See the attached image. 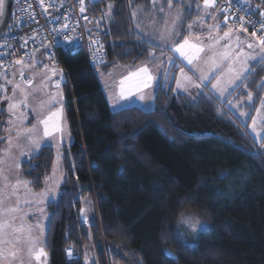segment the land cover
I'll return each instance as SVG.
<instances>
[{
	"label": "trees",
	"instance_id": "trees-1",
	"mask_svg": "<svg viewBox=\"0 0 264 264\" xmlns=\"http://www.w3.org/2000/svg\"><path fill=\"white\" fill-rule=\"evenodd\" d=\"M154 1H94L95 15L112 6L104 69L145 62L163 51L135 28L133 13ZM171 1L184 7V24L204 2ZM249 1L264 10V0ZM58 53L68 72L63 88L72 142L65 149L60 195L48 204L50 264H85L82 256L68 257L71 244L80 250L92 245L93 264H106L103 243L111 264H264V153L249 129L264 97V60L252 64L225 100L210 84L191 98L171 83L157 88L153 109L115 111L84 52L60 46ZM249 93L253 99L245 109L251 115L244 121L228 103ZM54 161L55 149L47 145L22 162L33 189L44 187ZM84 198L97 209L88 224L81 217ZM188 212L206 223L193 241L181 222Z\"/></svg>",
	"mask_w": 264,
	"mask_h": 264
},
{
	"label": "rangeland",
	"instance_id": "rangeland-1",
	"mask_svg": "<svg viewBox=\"0 0 264 264\" xmlns=\"http://www.w3.org/2000/svg\"><path fill=\"white\" fill-rule=\"evenodd\" d=\"M0 3L3 5V0H0ZM94 4V3H93ZM92 4V6H93ZM164 10V7L155 9L152 16L155 21L161 24L160 30H153L156 27L154 25L151 28H144L145 34H141L143 37L148 38L151 42L161 45L165 48H170L172 53H167L165 57L167 59L166 67L165 63L158 62L159 68H165V80L164 82L172 81L175 92H182L187 94L189 97H196L203 89L205 85L210 84V89L215 93L221 100H225L232 92L241 84L240 81H237L234 85L228 87L223 95L215 89L212 88V85L216 83L217 77H220L222 81L226 80L225 76H221V72L227 73L228 66L231 65V61H224L220 70L215 71L214 74L209 76V80L201 82L198 79L197 67L201 70H206L205 65L202 62H194V65H189L187 60L182 57L178 52H174L172 47L178 44H181L184 39L189 38L190 43H196L201 47H204V52L200 53L201 60H207L209 57L216 53L217 55L225 50L226 47H231L235 52H239L242 48L243 51L249 52L252 56L257 57L256 59H249L244 61V66L248 69L246 72L242 73L243 81L251 71V66L256 61H260L259 56L262 54L258 44L254 45L253 49H248L247 43H254L255 37H252L250 34L240 33V30H237L232 26L228 20H225V17L222 15V11L218 6V0H213L211 6L205 8L204 2L198 7V15L187 24L186 34L184 37L181 34V28H178L177 21L179 20L178 12L168 11L163 12L161 15L160 12ZM2 14H0L1 18ZM111 16V9H107L105 15L100 17L105 23L109 21ZM138 30L139 28L136 27ZM231 29L232 35L231 39H220L217 43V38L222 37L224 32ZM140 31V30H139ZM239 37V47L236 46L237 41L236 37ZM258 36V35H257ZM199 37V40L196 39ZM209 46H212L211 48ZM38 51L42 52L43 57H35L29 63H26L20 69H24L25 73L29 75L30 79H33V85L27 87L24 84H21V88L24 91L29 93V98L26 103L20 104V100L23 98V92L21 89H15V84L21 83V77L19 72L21 70H13L9 73H0V160L3 161L0 164V169L3 170V176H0V190L4 193V208L8 207H18L19 212L16 213L15 224L23 223L25 227H31V235L33 238H37L39 241V247H43L46 250V233L50 222L51 213L48 210L49 202L57 200L61 191V186L64 182V156L66 146L69 148L72 140V134L70 131V126L66 113L65 106V91L63 86L57 88L54 81L57 79L60 73V66L51 63L48 59L45 58L50 49L40 46ZM169 58H171V63H169ZM147 66L150 72V67L148 65H131L123 64L117 65L113 68L112 74L108 77L102 75L101 69H98L97 72L101 77L103 83L107 86L108 96L110 101L115 94V91L119 93L121 87V81L125 80L130 73L137 72L141 67ZM234 67L239 71L241 69V64L237 63ZM181 69L186 76L192 77L193 81L197 84H201V87H187V90L184 88H178L177 81L179 80L182 84L184 79L181 76ZM55 70V74H53ZM103 71V70H102ZM108 79V80H107ZM139 78H133L132 80H126L124 88L127 92L129 88L133 89V94L126 96V98H121L119 105H131L137 103L138 94L135 91L136 84ZM108 83V84H107ZM171 84V83H170ZM247 90V89H246ZM254 96V95H253ZM249 94L246 97H242L239 100H230L228 106L235 110L244 121L248 120L250 117V111L245 109L246 105L251 104L249 100ZM53 99L56 101L53 103ZM45 103L46 106L41 110V103ZM262 102H264V97L255 108L253 118H256L257 124L255 132L252 130V119L250 121V131L256 140L259 143V149L264 153V124L261 123L260 116H264V108H262ZM17 104L18 107L9 110L10 104ZM63 106V135L54 133L51 137H43L41 140V146L35 151L31 150V147L28 145L27 140L24 135H21L19 139L17 138L18 131L24 133V130L32 128L34 125L37 126V131L40 135H43V125L39 124L38 121L44 118L45 113L50 109L51 111H56ZM257 110H260V116L257 114ZM15 113V114H13ZM246 113L247 115H242ZM13 147L11 148V155L15 157V163L19 164V167L14 166L13 160L9 158V140ZM19 143L20 148L15 147ZM52 145L55 149V161L53 169L49 176L47 177L46 183L43 188L35 190L28 183L25 186L21 183L15 189V194L12 195L13 188L12 186L16 184L17 180L27 181V178L24 176L22 169V162L34 155V153L40 152V150L47 145ZM21 151L24 152L21 155ZM6 178V180H5ZM7 184V186H5ZM30 190V191H29ZM47 192L48 195L43 197H36L32 193H42ZM11 196L9 199L8 197ZM4 208H0V217L3 216ZM86 209L85 213H81L83 220H88L90 223L96 218L97 209L95 208L94 203L89 198L83 199V207ZM86 217V218H85ZM5 219H7L5 217ZM181 222L183 224V231L186 235L190 237L196 236V231L198 232L203 227H205V222L197 214L193 212H188L183 215ZM88 224V223H86ZM70 232V230H69ZM21 240L16 245L17 248L21 249L18 255L22 256L24 259V264H28L27 261V240L29 239L27 232L20 234ZM186 237V240H190ZM192 241L194 239H191ZM102 243V242H101ZM103 255L105 257L106 264H111V258L109 257V251L107 250L106 244H102ZM79 251V258L82 256L85 264H93L96 259L95 251L91 247L86 246L83 249H79L74 245ZM83 251V253H82ZM43 264H49V256L47 253V258H42ZM4 264H10V262H4ZM19 264V261L16 262ZM32 264H40V262L32 261Z\"/></svg>",
	"mask_w": 264,
	"mask_h": 264
},
{
	"label": "built area",
	"instance_id": "built-area-1",
	"mask_svg": "<svg viewBox=\"0 0 264 264\" xmlns=\"http://www.w3.org/2000/svg\"><path fill=\"white\" fill-rule=\"evenodd\" d=\"M94 1L83 0L85 10L81 12V0H43V5L40 0H13L9 33L0 39V73L11 72L18 64L29 63L37 56L40 46L49 48L45 58L60 66L59 76L54 81L59 87L68 80V72L61 65L58 53L60 46L81 49L87 65L93 70L106 66L109 63L105 39L107 24L100 15L91 13ZM218 6L222 15L240 33L264 35L260 28L264 10L258 5L249 0H218ZM29 79V75L23 72V80ZM69 230L67 226L66 232ZM67 254L71 259L79 258L74 244L68 246Z\"/></svg>",
	"mask_w": 264,
	"mask_h": 264
},
{
	"label": "snow or ice",
	"instance_id": "snow-or-ice-1",
	"mask_svg": "<svg viewBox=\"0 0 264 264\" xmlns=\"http://www.w3.org/2000/svg\"><path fill=\"white\" fill-rule=\"evenodd\" d=\"M41 5H43V0H40ZM213 3V0H204V6L205 8L211 6ZM171 0H169V7H171ZM111 5H109V9H111ZM84 6H83V0H81V8L80 11L83 12ZM227 11V9H224ZM45 11H47V8H45ZM3 12V5L0 3V14ZM135 14V13H134ZM264 15V13H262ZM243 20V17L240 18ZM225 20H227V17H225ZM65 27H67L65 25ZM260 28L261 30H264V21L260 22ZM246 32L247 29H244ZM231 29L229 31L224 32L222 37L217 38V43L220 39H231ZM252 37H255L254 43H247L248 49H253L255 44L259 45L260 52L262 53L259 56L260 60H264V35L257 36L256 32H253ZM197 40H199V37H196ZM237 44L236 46L239 47L240 41L239 37H236ZM210 48L212 46H209ZM172 50L174 52H178L182 57H184L189 65H194V62H202L205 65L206 70H201L197 67L198 72V79L203 82L205 80H209V76L214 74L215 71H219L223 62L230 60L232 63L228 66L227 73L221 72V76H225L226 80L222 81L220 77H217L216 83L212 85V88L219 91L221 95L224 94L226 89L232 85H234L237 81H240L243 83V77L242 73L246 72L248 69L244 66V61L249 59H256L257 57L252 56L249 52L243 51L241 48L239 52H235L231 47H226L225 50L218 55L216 53H213L211 57H209L207 60H201L200 53L204 52V47L199 46L196 43H190L189 38H185L184 41L181 44L175 45L172 47ZM17 63H22V61H17ZM169 63H171V58H169ZM240 63L241 69L238 71L234 65ZM53 74H55V70H53ZM21 83L15 84V89H21V91L24 93L23 98L20 100V104H24L27 102L29 98V93L24 91V89L21 88V84H24L27 87H31L33 85V79H29L27 81L23 80V72H21ZM181 76L184 79V83L182 84L179 80L177 81L178 88H184L187 90V87H201V84H197L195 81H193L192 77L186 76L183 72V69H181ZM133 78H139L138 82L135 87L136 92L142 91V87H148L151 81L154 79V77L150 74L149 69L147 66L141 67L137 72L130 73L128 77L125 78V80H122L121 87L119 90V95L121 98H126V96H130L133 94V89L129 88L126 92L124 88V84L126 80H132ZM57 88H59V83L56 85ZM145 97L143 95H140V99H144ZM249 100H251V93H249ZM56 101L53 99V103ZM46 106L45 103H41L40 107L41 110L44 109ZM18 105L13 103L9 105V110L12 111L13 109L17 108ZM262 108H264V102H262ZM15 114V113H13ZM258 116H260V110H257ZM242 115H247L246 113H242ZM261 123L264 124V116H260ZM63 106L61 104V107L57 109L56 111H51L50 109L45 113L44 118L39 120L38 123L43 125V135L41 136L40 133L37 131V126L34 125L30 129L24 130V133H20L18 131L17 138L21 135H24L25 139L28 142V145L31 147L32 151H35L41 146V140L43 137H51L54 133L63 135ZM257 120L256 118L252 119V130L255 132L256 129ZM13 147L11 143V139L9 140V158L13 160L14 166L16 168L19 167V164L15 163V157L11 155V148ZM15 147L20 148L21 145L17 143ZM21 155L24 154L23 151L20 153ZM3 161L0 160V164H2ZM0 176H3V170L0 169ZM6 180V178H5ZM21 183H23L25 186L29 182L27 181H20L17 180L16 184L12 186L13 192L12 195L15 194V189L18 187ZM7 186V184H5ZM30 191V190H29ZM32 195L36 197H43L48 195L47 192L42 193H32ZM9 199L11 196L8 197ZM0 208H4V193L2 190H0ZM20 209L18 207H8L4 208L3 216L0 217V264H4V262H10V264H16L17 261H19V264H24V259L22 256L18 255V253L21 251V249L17 248L16 245L21 240V235L25 232H27L29 239L27 240V261L28 264H32V261L40 262V264H43L42 258H47V252L44 250L43 247H39V241L37 238H33L31 235V227H25L23 223L19 224L17 226L15 224L16 220V213L19 212ZM82 213L86 212V209H81ZM5 217L7 219H5ZM86 218V217H85ZM69 255H71V252H69Z\"/></svg>",
	"mask_w": 264,
	"mask_h": 264
},
{
	"label": "crops",
	"instance_id": "crops-1",
	"mask_svg": "<svg viewBox=\"0 0 264 264\" xmlns=\"http://www.w3.org/2000/svg\"><path fill=\"white\" fill-rule=\"evenodd\" d=\"M153 4H154L153 7H151L150 9L142 8V9H138L136 12H134L135 14L133 13L134 21H135V28L136 27L139 28L138 30L136 29L138 31V33L139 34H145L144 28H146V30L148 32V28L152 27L150 25H154L156 27L155 29L153 28V30H157V29L160 30L161 28H158V27H160L161 24L154 20L152 14H153L155 9H159L161 7H164V10L160 12L161 15L164 14L163 12H168V11H173V12L177 11L178 12L179 20L181 19L180 22L177 21L178 28H181V33H182L181 34L182 36H180V38L184 37L185 34H186V28H187V24H188V23L184 24L185 23V21H184V12H185L184 7L181 4L180 5L176 4L174 1H171V5L172 6L169 7V1H165V0H155ZM143 38L145 40H147L149 43H151L152 45H155V46H157L159 48H162L163 51H159V52L153 53V57L150 60H148V61L141 62V63H138V64H131V65H148L150 67V74L154 77V79L151 81V83L149 84L148 87H142V91L137 92V94H138V100L137 101L138 102L137 103H133L131 105H139V106H141V107H143L145 109H153V107H154V97H155V92H156L157 88L160 85H165V84H169L170 85V83L173 84L172 81L171 82L170 81L164 82V80H165L164 71H166V70H164L165 68H163V67H162V69L159 68L164 63H165V67L167 65V63H166L167 59L165 60V57H163V58H160V57L166 56L167 53H172V52H171L170 48H165V47H163L161 45H157V44L151 42L148 38L146 39V37H143ZM36 57L37 58L43 57L42 52L38 51ZM161 61L163 62V64L158 66V62H161ZM25 64L26 63L18 64L14 70H21L19 72V74L21 72H25L24 69H20ZM118 65H123V64H118ZM115 66H117V65H115ZM115 66L111 67L109 70H106V69L102 68L101 69L102 75L105 78L110 76V74H112V71H114L113 68ZM98 76H99V74H98ZM99 79L101 81V85H102V87H103V89L105 91L106 97L108 99L109 105H110L112 110L116 111V110L122 109L124 107L131 106V105H119L117 103V102H119L121 100V97H120V95H119V93L117 91H115V94L112 97V101H110V98L108 96L107 86L103 83V81H102L100 76H99ZM140 95H143L145 98L143 100L140 99ZM71 142H72V140H71ZM34 154H36V153H34ZM64 177H65V173H64ZM83 222L90 223L88 220H86V221L83 220ZM89 247H91V249H92L93 246L91 245ZM48 256H49V254H48ZM49 264H50V261H49Z\"/></svg>",
	"mask_w": 264,
	"mask_h": 264
},
{
	"label": "water",
	"instance_id": "water-1",
	"mask_svg": "<svg viewBox=\"0 0 264 264\" xmlns=\"http://www.w3.org/2000/svg\"><path fill=\"white\" fill-rule=\"evenodd\" d=\"M12 4L13 0H3V12L0 18V39L9 33Z\"/></svg>",
	"mask_w": 264,
	"mask_h": 264
}]
</instances>
